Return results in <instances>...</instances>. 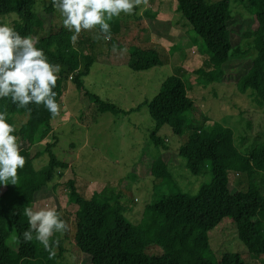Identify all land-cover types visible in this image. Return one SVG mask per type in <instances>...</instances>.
Here are the masks:
<instances>
[{"label":"trees","instance_id":"obj_1","mask_svg":"<svg viewBox=\"0 0 264 264\" xmlns=\"http://www.w3.org/2000/svg\"><path fill=\"white\" fill-rule=\"evenodd\" d=\"M38 1L0 0V15L16 13L18 18L12 27L22 36L33 38L49 62L59 65L61 71L54 88L57 102L61 103L70 79L101 112L128 114L147 105L155 121L150 138L160 153L153 156L148 146L140 162L132 167L136 176L151 174L155 181L152 202L146 205L141 221L134 224L125 215L117 195L102 191L88 198L80 190L75 166L68 160L72 157L59 158L54 152L57 142L43 149L37 146L41 128L52 129V120L57 116L53 117L43 104L18 107L10 97L0 99V111L6 112L9 123L14 125V134L20 140V151L26 160L25 166L18 169L17 185L0 186V264H57L64 255L62 240H50L55 242L53 245H59L60 251L49 255L35 239L25 242L23 238L28 227L24 208H42L39 195L45 194L44 190L63 170L69 173L64 179L70 187L69 204L54 208L68 225L65 232L74 239L79 264H253L238 252L215 254L210 233L225 220L233 223L247 253L255 256L254 264H264V142L241 150L230 127L215 123L206 128L211 119L190 96L185 79L177 74L167 78L154 97L126 111L91 93L85 88L84 78L99 57L110 50L125 48L121 35L123 21L115 17L109 22V40L103 38L96 26V35L82 30L73 45V33L55 23L57 9L52 0L42 11L35 12ZM177 5L181 16L203 39L210 54L208 63L215 72L203 68L198 71L212 80L234 82L242 93L251 90L254 102L263 106L264 0H248L246 5L251 14L246 21L245 13L232 7L231 0H177ZM159 14L147 8L139 15L136 20L139 35L145 34L148 26L160 34L155 25ZM244 23L247 26L243 27ZM235 25L241 28L237 45L231 29ZM103 39L108 46H100ZM253 49L255 54L250 53ZM249 54L251 65L247 71L239 72L234 80L229 78L224 64ZM128 65L134 71H143L163 65V60L158 49L136 45ZM190 113L195 115L189 116ZM24 114L28 117L19 124L17 120ZM166 126L178 136L187 135L177 149L160 135ZM43 154H48V163L37 168L36 159ZM178 156L185 159L187 168L196 176L209 169L211 182L204 183L196 193L184 191L171 170L179 165ZM232 184L235 192L230 187ZM57 195L53 192V197ZM9 227L15 229L14 238Z\"/></svg>","mask_w":264,"mask_h":264},{"label":"rangeland","instance_id":"obj_2","mask_svg":"<svg viewBox=\"0 0 264 264\" xmlns=\"http://www.w3.org/2000/svg\"><path fill=\"white\" fill-rule=\"evenodd\" d=\"M242 1L244 0H231V4L232 7L240 8L245 13L246 21L250 19L251 13L246 5L248 0L244 3ZM48 2L49 0H39L34 11H42ZM147 8L152 11L160 10L159 16L164 19L162 21H165V23H155L161 30L160 34L148 26L146 33L139 35L140 29L136 20ZM16 17L18 18L16 13L0 15V20L13 26ZM116 18L123 21L121 35L124 36L122 42L125 48L110 50L108 54L99 57L91 73L84 78V85L88 91L100 96L103 100L115 103L126 111L138 108L147 98L154 97L160 91L162 83L170 76L177 74L185 79L190 96L211 119V122L206 123V128L215 126V123L230 127L234 133L235 142L241 150L255 143L264 142V105L254 102L251 90L242 93L236 88L234 82H223V79L212 80L198 71L203 68L210 73L215 72L208 63L210 54L203 39L181 16L177 0H146V2L141 0L132 14L121 13ZM55 23L58 26L63 25L58 11H56ZM142 23L146 24L143 20ZM245 26L247 24L244 23L243 27ZM231 29L234 44L237 45L240 42L241 28L235 25L231 26ZM96 30L97 27L91 29L90 33L96 35L98 33ZM145 37L149 38L144 40ZM102 45L106 47L109 43L103 39L100 42V46ZM136 45L158 49L163 65L143 71L132 70L128 60ZM250 53L255 54V50H251ZM251 56L249 54L228 60L223 68L230 76L229 78L234 80L239 72L247 71L251 65ZM24 115L17 120L19 124L27 119L28 115ZM194 115L195 113L189 114V116ZM249 123H252V127ZM154 127L155 121L147 105L128 114L101 112L97 104L69 79L60 103V114L52 120V129L41 128L37 146L43 149L47 144L57 142L54 152L59 158L71 156L74 160L72 162V159H68L75 166L80 190L88 198L95 192L102 191L117 195L123 203L127 218L137 224L143 217L146 205L152 202L155 181L151 174L136 176L132 167L140 162L144 149L147 150L148 146L153 156L160 153V149L153 145L150 138ZM160 135L175 149L187 139L186 134L178 136L168 126L160 131ZM17 143L20 144L19 139ZM35 152L33 150V153ZM48 159V154H43L36 159V167L46 165ZM178 160L179 163L174 162V164L179 165L172 166L171 170L184 191L196 193L204 183L211 182L212 174L209 169L196 176L187 168L185 159L178 156ZM67 171L58 173L55 180L44 190L45 194L40 193L39 201L42 208H56L58 204L63 207L68 206L70 187L64 181L69 176ZM63 174L64 177H61ZM230 187L235 192L234 185ZM53 192L58 195L53 197ZM9 231L14 238L15 229L9 227ZM51 239L62 240V246L65 249L64 255L57 264H79L78 250L70 233L68 235L66 232L55 233ZM210 243L217 256L227 252H238L253 264L257 261L255 256L247 253L230 220L223 221L222 225L210 233ZM53 248L54 255L58 254L59 245H53ZM46 252L53 255L49 251ZM258 260L260 261L259 258Z\"/></svg>","mask_w":264,"mask_h":264},{"label":"clouds","instance_id":"obj_3","mask_svg":"<svg viewBox=\"0 0 264 264\" xmlns=\"http://www.w3.org/2000/svg\"><path fill=\"white\" fill-rule=\"evenodd\" d=\"M140 3L141 0H52L62 17L63 26L73 33V45L82 30L96 26L105 40L111 39L109 22L121 13L132 14ZM60 71L59 65L49 62L33 38L22 36L9 23L0 20V99L10 97L18 107L43 104L56 117L60 114V104L54 88ZM15 132L7 113L0 111V186L17 185L18 169L26 163ZM23 215L28 222L23 232L25 242L35 239L54 255L55 242L50 243V238L54 233L68 230L56 209L26 207Z\"/></svg>","mask_w":264,"mask_h":264},{"label":"crops","instance_id":"obj_4","mask_svg":"<svg viewBox=\"0 0 264 264\" xmlns=\"http://www.w3.org/2000/svg\"><path fill=\"white\" fill-rule=\"evenodd\" d=\"M155 11H156V10H155ZM157 12L160 13V10H157ZM160 14H161V13H160ZM160 14H159V15H160ZM159 15H158V17H157V19H156L157 22L164 20L163 18H160L161 16H159ZM157 22H156V23H157Z\"/></svg>","mask_w":264,"mask_h":264}]
</instances>
